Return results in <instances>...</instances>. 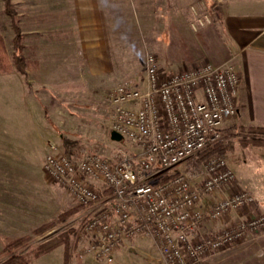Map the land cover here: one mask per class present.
<instances>
[{"label": "built area", "instance_id": "2783aa9c", "mask_svg": "<svg viewBox=\"0 0 264 264\" xmlns=\"http://www.w3.org/2000/svg\"><path fill=\"white\" fill-rule=\"evenodd\" d=\"M211 22L209 13L195 12L189 26L198 31ZM144 73V86L126 82L108 93L110 132L136 151L119 148L111 159L84 151L71 159L49 143L44 155L47 177L90 213L81 226L82 249L111 262L124 240L145 237L163 264H195L263 231L255 197L234 185L235 174L220 153L189 170L172 171L197 160L221 139L222 124L237 116L240 76L233 64L203 61L162 74L149 53ZM204 195L208 209L200 204ZM231 215L230 224L200 234L207 219Z\"/></svg>", "mask_w": 264, "mask_h": 264}, {"label": "crops", "instance_id": "0c3cea01", "mask_svg": "<svg viewBox=\"0 0 264 264\" xmlns=\"http://www.w3.org/2000/svg\"><path fill=\"white\" fill-rule=\"evenodd\" d=\"M41 1L46 2H41L43 7L37 8L36 27L27 34L21 32L27 68L25 74L21 73L22 95L17 104L33 129L25 130L24 134H12L11 125L6 121L7 115L4 123H8L5 126L8 129L0 128V145H5L0 147V225L9 228L17 219L19 224L20 218L26 220L19 213H15L19 216L11 215L14 214L12 210L18 209L27 198L22 193L25 191L23 187L13 186L11 181L15 175L13 170L20 175L28 174V162H17L28 160L31 150L28 136L33 137L31 141L36 144L37 153L41 154L43 172L48 144L54 143L57 147L61 144V133L53 124L56 123L53 117H59L60 123H77L84 119L81 113L85 114L89 109L86 102H94L96 93L105 91L107 77H116V72L121 73L122 69L119 71L114 66L120 63L117 58L121 57L123 49L118 36L128 41H139L135 23L140 12L147 15L148 23L153 25L149 46L153 44L157 47L162 74L203 61L214 64L230 61L240 76L238 119L232 123H243L248 127L264 126V0H203L211 5L212 22L196 32L189 26V16L192 15L191 6L198 0ZM125 22L128 30L124 33ZM156 24L163 29L155 31ZM208 45H217L223 52L219 51L220 55L215 58L206 51ZM202 53L208 58L204 56L199 61ZM68 104L72 105V109L66 107ZM253 137L249 136V139ZM260 147L264 148V145ZM15 151L20 153L19 157ZM2 158L9 162H2ZM38 182L34 183V188L42 187ZM237 186L255 197L258 211L264 214V172L237 179ZM208 198L204 195L201 199L203 209L209 207ZM28 199L32 205L36 204L34 212L37 207L42 209L35 199L30 196ZM209 221L201 225V235H210L220 227L212 228L207 224ZM260 247H264V230L247 235L243 244L235 245L237 250L230 254L243 255L245 259L250 256L253 263L264 264V259L254 260ZM232 249L228 248L229 251Z\"/></svg>", "mask_w": 264, "mask_h": 264}, {"label": "rangeland", "instance_id": "374dc122", "mask_svg": "<svg viewBox=\"0 0 264 264\" xmlns=\"http://www.w3.org/2000/svg\"><path fill=\"white\" fill-rule=\"evenodd\" d=\"M41 2L45 3L46 1L11 0L13 7L17 10L15 22L20 30L22 29L21 32L27 34L28 31H31L36 27V12L39 13L37 8L40 6L43 7ZM193 9L199 14L207 12L212 16L211 5L203 0H198L191 6L192 15L189 16V22L195 16ZM161 15L160 17L158 16L160 20H162ZM137 17L138 21L135 23V29L137 30L139 41H128L121 36H118L120 38L118 40H121L123 49L122 52L120 51L121 57L117 58L121 60L120 63L114 66L115 68L117 67L119 71L122 69L120 71L121 73L116 72V74H114L117 75L116 77H107V87H105V91L101 94L96 93V99L94 102H86L89 104V109H87L85 114L81 113L84 115V119L77 123H60L61 121H59V117H53L56 120V123L53 124L57 126L56 128L57 131L61 133V138L68 137L79 141L77 156L84 151H93L105 158L111 159L117 153L119 148L127 152L136 151L135 147L128 143L124 138L121 137L115 139L110 135L109 125L111 108L108 93L114 86L126 82L134 83L137 86H144L145 57L149 53H153L158 57L157 47L153 44L152 46H149L151 44L149 41V35H151L150 33L153 25L148 23V16L142 15V12H140ZM0 19L5 25V29L2 31V37L8 52L11 53L14 30L12 28L11 18L5 13L4 0H0ZM123 24L125 33L128 30V25L127 22ZM25 26H30L31 28L27 27L26 29ZM154 29L155 31H161L163 27L156 24ZM131 45L135 47H131ZM206 51L212 54L213 57L216 56L215 58H217V56L220 55L222 48L217 45H208ZM204 56L208 58L207 54L202 53V55L200 54L199 61ZM103 81L105 80H102V82ZM21 83V73L15 70L0 72V128L2 130L8 129L5 127L8 123H4L5 115H7L6 121L11 125V131H13L12 134H14V132L17 134H24L25 130L28 129L27 131H31L33 129L32 123H27V118L25 119L24 112H22L21 107L17 104V101L21 100L22 95ZM86 86H88V84H86ZM33 87L35 88L36 85H33ZM71 104H68L66 107L72 109ZM60 119L63 120V117L61 116ZM237 119L238 114L236 117L231 118L222 124L220 139L226 147L225 159L228 166L235 174L236 181L234 185L236 186L237 179L242 180L244 176L250 177L260 171L264 172V148L260 147L259 144H257L259 146H256V144L248 141L249 136H258L259 134L256 133V129L253 127L244 126L243 123H232ZM251 128L252 132L254 131L255 134L254 132H251ZM31 138L33 137L28 136V139H30L29 146L31 148L28 160H17V162L22 163L28 162V174L25 175L22 173L20 175L19 172L16 173V170H13V174L15 175L12 177L13 181L11 182L13 186L23 187L25 190L22 192L24 196H27V198L30 196L35 199L42 209L37 207L35 211L37 213L36 215L33 208L36 204L32 205L31 200H27L26 198L23 203L21 202L18 209L15 208L12 210L14 211V214L10 213L14 216L18 215L15 213H19L20 217L26 218V220L20 218V224L17 222L19 219L15 220L14 223H11V226L9 225V228H11L10 230L7 228L8 226L5 227L2 224L0 225V264H7L6 262L11 259V256H14V264H64L65 260L68 264H163L157 248L150 239L145 237H133L124 240L117 246L111 262L97 259L92 254L86 253L82 249L83 242L81 241L80 236L81 226L90 213L81 208L67 216L63 221L57 220L59 213L70 208L72 209L78 205L72 200L62 186L46 178L43 173L44 171L42 172L40 167L41 154L37 153V146L33 140L31 141ZM58 145V149L63 151L62 145ZM4 146V144L0 145L1 148H4ZM16 152L17 151H15V153ZM16 154V156L19 157L20 153L17 152ZM200 155L201 153L198 155L197 160L193 159L186 161L185 163L176 166L172 171L189 170L191 166L200 165L202 160L207 156L206 155L203 159H199ZM2 162L7 163L9 161L2 158ZM22 171L25 172V169ZM39 180L44 181V183H41ZM46 180L47 182H45ZM37 182L42 187L38 186L37 188H34V183L37 184ZM234 185L231 186L232 189L235 188ZM97 186L101 189L105 188L100 184H97ZM237 187L238 189H242L239 186ZM106 191L109 192L108 190ZM31 194H34V196H31ZM8 203L14 205L13 202ZM207 220L212 221L207 222L209 226L212 225V228L220 226L217 228V230H219L230 224L232 220H234V215L214 219L215 221H213V219ZM24 221H26V223H23ZM43 222L53 223L52 225L45 227L42 231H36ZM72 228L74 231L69 235V244L66 248V254L68 256L65 257L64 245L58 246L50 253L42 254L38 257L34 256L33 250L39 243L54 237L59 233L67 230L69 231ZM16 236H26L27 240L18 246L8 248L9 244H13V241L17 240ZM241 244H243V242H241ZM234 247L235 246H232L231 248L233 249L230 251L228 249H223L213 253L195 264H255L250 261V256L245 259L243 255L236 256L238 254H230V252L237 250V248ZM258 250L259 251L254 259L255 261H259V258L261 260L264 259V247H260Z\"/></svg>", "mask_w": 264, "mask_h": 264}, {"label": "trees", "instance_id": "16d2710c", "mask_svg": "<svg viewBox=\"0 0 264 264\" xmlns=\"http://www.w3.org/2000/svg\"><path fill=\"white\" fill-rule=\"evenodd\" d=\"M4 10L5 13L9 15L12 21V28L14 30V36L12 38V51L11 53L8 52L3 37H2V31L5 29V25L3 21L0 19V72H9L12 70H15L19 73L25 74L26 68H27V62L26 57L23 53V43H22V33L15 22L16 18V10L13 7V4L11 3V0H4ZM256 129V133L259 134L258 136L253 137L252 139H248L249 142H252L253 144H259L264 145V126H258L253 127ZM252 132V128H251ZM254 132V131H253ZM252 132V133H253ZM255 134V132H254ZM61 145L63 148V152L71 159L77 158V150L79 148V141L68 138V137H62L61 138ZM212 152H219L222 156L225 157L226 147L221 142V140L208 145L202 152L199 157V159H203L207 154ZM81 206H76L74 208H70L68 210L62 211L58 217V221H63L67 218V216L71 215L75 211L81 209ZM53 222L44 223L42 224L36 231H42L45 229V227L52 225ZM74 229H70L69 231H64L62 233H59L58 235L51 237L49 239H46L45 241L39 243L36 248L33 250V254L35 257H38L42 254L50 253L53 249L57 248L60 245H64L65 250V257L68 256L66 254V248L69 244V235L73 233ZM27 240V237H21L17 240L13 241V244H9L8 248H11L12 246H18L19 244L23 243ZM6 263L7 264H14V256L10 257ZM64 264H68L65 260Z\"/></svg>", "mask_w": 264, "mask_h": 264}, {"label": "water", "instance_id": "95a60500", "mask_svg": "<svg viewBox=\"0 0 264 264\" xmlns=\"http://www.w3.org/2000/svg\"><path fill=\"white\" fill-rule=\"evenodd\" d=\"M110 133H111L110 135H111L112 138H115V139L121 138L119 134H117V133H115L113 131H111Z\"/></svg>", "mask_w": 264, "mask_h": 264}]
</instances>
